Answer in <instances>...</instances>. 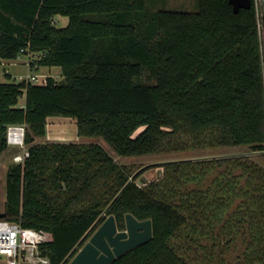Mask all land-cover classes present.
<instances>
[{"label":"trees","instance_id":"trees-1","mask_svg":"<svg viewBox=\"0 0 264 264\" xmlns=\"http://www.w3.org/2000/svg\"><path fill=\"white\" fill-rule=\"evenodd\" d=\"M260 24L253 1L233 13L228 0H198L186 13L146 0H0V63L40 53L37 65L63 79L0 83V154L9 125L26 127L28 151L8 167L2 219L50 233V264L109 215L125 230L126 214L150 220L152 238L112 264H264V166L250 155L167 161L139 184L97 144H34L49 117H68L118 157L238 146L264 157Z\"/></svg>","mask_w":264,"mask_h":264},{"label":"rangeland","instance_id":"rangeland-1","mask_svg":"<svg viewBox=\"0 0 264 264\" xmlns=\"http://www.w3.org/2000/svg\"><path fill=\"white\" fill-rule=\"evenodd\" d=\"M147 6L152 10H167L175 12H186V13H195L198 10V0H146ZM257 8L258 22H259V31L261 32V21L263 18L262 4L261 0H252ZM68 19L62 16H55L53 19V25L57 28H62L67 25ZM263 53V52H262ZM40 58L39 53H27L20 54L15 60H4L0 64V83H19L21 81H27V75H33L37 77L35 84H40L42 79L46 76H51L57 82H62V74L59 67H39L37 62ZM36 69L33 70L29 65ZM6 74H9L10 77L6 78ZM21 77V81L18 79ZM25 103V95L23 94L19 98V105ZM60 123H53L48 120L46 125V136L44 138H35L34 144L44 143L48 141V138H54L53 136H58L62 134L65 136L63 139H60V143H84V144H97L101 146L105 152L110 155L114 161L122 167H126L133 173L137 175L138 181H144L146 183L160 179L163 175V169L161 165L167 161H174L178 159L191 158V157H206V158H216L224 157L229 155L245 154L250 155L253 160L258 162L260 165L264 166V157L259 154H252L248 148L238 146V147H218V148H206L202 150L188 151V152H171V153H157L153 155H146L141 157H118L115 155L113 150L101 139L98 137H79L76 139V124L75 121L68 117H53ZM25 127V126H24ZM26 132V127H25ZM25 136V133H24ZM76 139V140H75ZM74 141V142H73ZM27 150V147L24 145L22 147H13L7 146L6 150L0 154V212L5 208V199H6V173L8 167L12 164H16L13 161V157L21 154L22 151ZM101 224L97 223L94 226L93 230L84 238L83 245L88 241L92 233L97 229ZM82 246V245H81ZM237 252H233L229 256L231 259ZM2 264V263H1Z\"/></svg>","mask_w":264,"mask_h":264},{"label":"water","instance_id":"water-1","mask_svg":"<svg viewBox=\"0 0 264 264\" xmlns=\"http://www.w3.org/2000/svg\"><path fill=\"white\" fill-rule=\"evenodd\" d=\"M228 2L233 13H237L240 9H249L252 3L251 0H228ZM261 4L264 15V0H261ZM138 183L143 184L144 181H138ZM3 215L0 213V219ZM95 225L87 231L62 264H112L116 259L152 238L150 220L139 221L133 215L126 214L125 230L119 231L114 217L109 215L92 233L88 241L79 247Z\"/></svg>","mask_w":264,"mask_h":264},{"label":"built area","instance_id":"built-area-1","mask_svg":"<svg viewBox=\"0 0 264 264\" xmlns=\"http://www.w3.org/2000/svg\"><path fill=\"white\" fill-rule=\"evenodd\" d=\"M24 52L21 49L19 55ZM46 77L40 84L45 83ZM18 79L21 81V77ZM26 80L25 82L35 83L37 77L27 75ZM24 133L23 125L7 126L5 133L7 146L24 148ZM27 157L28 151L24 150L21 154L14 156L13 161L20 164ZM50 240L51 235L46 231L23 228L16 223L0 219V264H50V260L40 251V247Z\"/></svg>","mask_w":264,"mask_h":264},{"label":"crops","instance_id":"crops-1","mask_svg":"<svg viewBox=\"0 0 264 264\" xmlns=\"http://www.w3.org/2000/svg\"><path fill=\"white\" fill-rule=\"evenodd\" d=\"M68 22V21H67ZM39 55L41 56V54L39 53ZM1 64V63H0ZM29 65V64H28ZM29 67L31 68V69H35V70H38V69H36V66H34V68H32L30 65H29ZM6 76H9L10 77V75L9 74H6ZM5 76V77H6ZM6 78H8V77H6ZM48 120L50 121V122H53V123H55V124H57V123H60V122H63V121H59L58 119H56V118H53V117H49L48 119H47V123H48ZM56 135H58V136H53L54 138H48V141L49 142H60L61 140L60 139H63L65 136H63L62 134L60 135V134H56ZM76 139H78L79 137L77 136V133H76ZM75 139V140H76ZM74 142V141H73ZM3 211H1L0 213H2Z\"/></svg>","mask_w":264,"mask_h":264}]
</instances>
